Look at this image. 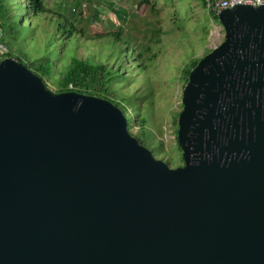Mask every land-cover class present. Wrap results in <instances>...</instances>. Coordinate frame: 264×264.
I'll use <instances>...</instances> for the list:
<instances>
[{"label":"water","instance_id":"1","mask_svg":"<svg viewBox=\"0 0 264 264\" xmlns=\"http://www.w3.org/2000/svg\"><path fill=\"white\" fill-rule=\"evenodd\" d=\"M218 21L183 90L178 168L113 101L0 63V264H264V6Z\"/></svg>","mask_w":264,"mask_h":264},{"label":"rangeland","instance_id":"2","mask_svg":"<svg viewBox=\"0 0 264 264\" xmlns=\"http://www.w3.org/2000/svg\"><path fill=\"white\" fill-rule=\"evenodd\" d=\"M4 2L12 18L23 26L17 43L11 46L14 56L31 67L46 66L44 62L51 60L55 65L50 75L53 78L58 77L63 65L67 66L78 51L80 57L103 54L113 62L127 52L131 56L126 63L130 69L127 73L134 71V81H126L119 88L130 96L133 106L137 100L134 96L145 90L139 99L137 114L129 122V130L138 139L143 136L146 140L143 145L156 158L173 168L184 166L178 133L188 67L225 39L223 27L207 12L201 0H150L149 5L142 4V0H50L52 6L46 13L40 12L37 0ZM63 2L68 3L67 7ZM72 8L78 9L70 20L86 36V40L81 37L80 48L77 40L73 44L67 42L64 31L67 24L62 15ZM96 13L100 17L95 18ZM96 34L101 37L97 38ZM107 34L112 37L105 39ZM115 35L120 36L122 43L116 42ZM136 65H146V68L139 70ZM52 77L44 82L56 91ZM131 112L127 108L125 116Z\"/></svg>","mask_w":264,"mask_h":264},{"label":"trees","instance_id":"3","mask_svg":"<svg viewBox=\"0 0 264 264\" xmlns=\"http://www.w3.org/2000/svg\"><path fill=\"white\" fill-rule=\"evenodd\" d=\"M201 1L203 3V0ZM142 4L149 5L150 0H142ZM37 7L40 9V11H43V7L42 4H40V0H37ZM116 12L118 13L119 11L116 10ZM98 17H100V13H96L95 18ZM213 18L215 21L219 22L217 17H213ZM63 21H65V23L67 24V26L64 27V31L67 33L68 36V38H66L67 42L69 44H73L75 40H77L80 48L82 39L86 40L85 33L82 32V30H78V28L72 23L70 18H66ZM0 22L2 23L1 28L4 32L5 42L9 49V53L7 57L14 58L17 61L21 62L22 64L26 65L33 72L40 75L43 81L47 78H51L52 76L50 75L54 72L53 66H55L54 63L51 62V60L48 59L46 60V62H44L47 63L46 66L41 64L38 66L35 65L31 67L28 64H26L20 57L14 56L13 53L14 50L11 49V46H14L17 43L18 37L21 34L19 29L21 27L23 28V26H20L17 20L12 18L9 9L6 8V4L4 0H0ZM110 35L112 34H107L105 36V39L112 37ZM96 37L100 38L101 36L99 34H96ZM113 38L117 40L116 41L117 43H122L120 42V36L115 35ZM126 45L128 44L126 43ZM121 53L123 54L124 51H121ZM135 53L136 52H132L131 54H135ZM130 57L131 56H129L128 53L125 52L122 56V59L113 62L110 61L109 59H106L105 56H103V54H100L99 56L96 57L94 56L88 58L80 57L78 51V54L76 56L70 58L71 61L67 66L63 65L64 66L62 67L63 71L58 74V77H54V78L52 77L54 80L53 86L57 87L56 92L76 91L83 94L94 95L105 99H109L113 101L114 104H116L126 113H127V108H131L132 112L130 113V116H128L127 114V119L130 122L131 119L134 118V114H137L139 108L137 107V105L138 102L140 101L139 99L141 98L142 94H144L143 92L145 91L142 89L139 92V95L136 94L134 96L137 100L135 102L136 105L133 106L129 102L130 96H126L124 93L121 92L119 88V85L123 84L126 81H128V83L134 81L132 79V76L134 75V71L131 70L130 73H127L129 72L128 70L130 69L129 66L126 65V63L127 60L130 59ZM138 57L140 58L141 56L139 55ZM198 62H195L194 64L188 67L186 83L188 82V78L191 71L195 68ZM130 67L134 68V66H130ZM137 67H139V70H143L146 68V65H136V68ZM141 123L143 124L142 125L143 127L145 121ZM139 138L142 144H146L145 142L146 140L143 138L142 135H140Z\"/></svg>","mask_w":264,"mask_h":264},{"label":"built area","instance_id":"4","mask_svg":"<svg viewBox=\"0 0 264 264\" xmlns=\"http://www.w3.org/2000/svg\"><path fill=\"white\" fill-rule=\"evenodd\" d=\"M203 3L207 12L217 18L224 10L234 8L237 5L264 6V0H203ZM1 26L2 23L0 22V63L7 58L9 53Z\"/></svg>","mask_w":264,"mask_h":264},{"label":"crops","instance_id":"5","mask_svg":"<svg viewBox=\"0 0 264 264\" xmlns=\"http://www.w3.org/2000/svg\"><path fill=\"white\" fill-rule=\"evenodd\" d=\"M45 1L46 2H43V0H40V4H42V7H43V11H40L41 13H46L47 12V8L50 7V6H52L50 0H45ZM63 4H65V5L67 4L68 5V3H66V2H63ZM63 4H62V7H63ZM67 5H66V7H67ZM69 8L70 7H68V9ZM77 9L78 8H72L69 13H67L66 15H62V17H64V18H70L71 15H76ZM83 12H85L87 14L88 11L84 10ZM106 21H109V20H106ZM121 21H123V20L121 19Z\"/></svg>","mask_w":264,"mask_h":264},{"label":"clouds","instance_id":"6","mask_svg":"<svg viewBox=\"0 0 264 264\" xmlns=\"http://www.w3.org/2000/svg\"><path fill=\"white\" fill-rule=\"evenodd\" d=\"M212 15V14H211ZM219 18V17H218ZM225 40V39H224Z\"/></svg>","mask_w":264,"mask_h":264}]
</instances>
